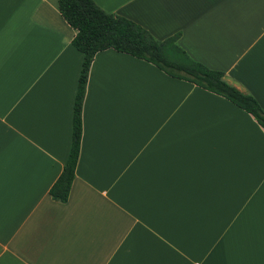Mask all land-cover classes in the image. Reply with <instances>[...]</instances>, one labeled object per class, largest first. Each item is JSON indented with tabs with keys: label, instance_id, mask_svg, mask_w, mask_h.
<instances>
[{
	"label": "crops",
	"instance_id": "0c3cea01",
	"mask_svg": "<svg viewBox=\"0 0 264 264\" xmlns=\"http://www.w3.org/2000/svg\"><path fill=\"white\" fill-rule=\"evenodd\" d=\"M224 72L264 110V0H94ZM58 0H0V264H264V129L227 98L107 48L90 64Z\"/></svg>",
	"mask_w": 264,
	"mask_h": 264
},
{
	"label": "trees",
	"instance_id": "16d2710c",
	"mask_svg": "<svg viewBox=\"0 0 264 264\" xmlns=\"http://www.w3.org/2000/svg\"><path fill=\"white\" fill-rule=\"evenodd\" d=\"M64 20L76 30L71 43L83 53L72 113L71 144L67 159L49 188L51 197L66 202L75 177L82 133V104L90 64L96 52L112 48L151 62L166 74L219 94L250 113L264 129V110L249 92L229 83L224 72L192 59L178 44L179 34L162 40L120 14L101 8L94 0H58Z\"/></svg>",
	"mask_w": 264,
	"mask_h": 264
}]
</instances>
